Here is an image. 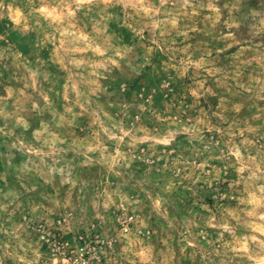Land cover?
I'll list each match as a JSON object with an SVG mask.
<instances>
[{"label":"rangeland","instance_id":"1","mask_svg":"<svg viewBox=\"0 0 264 264\" xmlns=\"http://www.w3.org/2000/svg\"><path fill=\"white\" fill-rule=\"evenodd\" d=\"M0 264H264V0H0Z\"/></svg>","mask_w":264,"mask_h":264}]
</instances>
